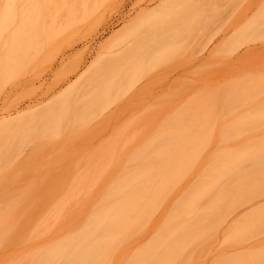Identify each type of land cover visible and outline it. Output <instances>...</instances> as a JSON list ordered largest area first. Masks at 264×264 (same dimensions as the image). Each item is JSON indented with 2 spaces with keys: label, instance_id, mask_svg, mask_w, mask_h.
<instances>
[{
  "label": "rangeland",
  "instance_id": "obj_1",
  "mask_svg": "<svg viewBox=\"0 0 264 264\" xmlns=\"http://www.w3.org/2000/svg\"><path fill=\"white\" fill-rule=\"evenodd\" d=\"M59 1L49 0L46 5L50 12ZM76 6L68 33L60 38L44 33L51 18L43 15L42 4L0 0V231L1 226L7 228L17 222L20 231L27 233L44 217L45 208L63 206L65 200L70 202V196L71 207L79 206L75 207L80 211L77 217L81 213L86 216L94 208L90 206V191L95 188L92 185L90 190L88 186L90 175L101 178L97 177L95 189L110 183L111 176L120 170L119 164L124 166L125 157L131 156L154 129L189 131L185 135L192 143L185 153L193 157L192 162L183 165L184 173L178 170L182 174L177 176L178 181L175 179L177 182L173 181V187H168L169 191L165 189L166 197L163 190L164 201L158 199L161 204L154 205L157 208L153 207L152 217H148L151 218L140 233H126L127 239L131 232L137 235L131 240L130 237L122 250H115L118 256L113 255L118 259L111 257L110 262L106 260L108 256L102 258L105 264H125L131 262L136 248L151 241L156 230L158 237L162 221L178 206L176 201L188 196L186 190L196 186L206 161L220 153L222 146L231 149L239 141L264 139V0H82ZM28 7L34 11L37 34L28 42L25 31L18 33L16 54L11 59V34L16 27L27 30ZM8 14H12L11 20L6 21ZM119 41L124 43L123 49L116 46L113 52H107ZM109 59L113 60L112 70L117 67L118 72L109 80L105 102L100 97L95 104L79 108L80 113L77 107L74 112L68 105L69 121L58 120V128L60 104L66 98L73 102L99 61ZM46 116L55 118L51 120L55 122L53 126L46 122ZM29 120L41 126L40 131L33 125L40 134L46 128L40 139L33 137L36 132L24 133L33 127L25 129L31 124H26ZM19 125L24 130L18 129ZM54 125L60 129L58 134L55 129L53 134ZM234 127L240 134L230 131V137L223 136L225 130ZM136 162L126 165L133 170ZM103 175L109 178L104 176V180ZM262 188L264 185L258 190ZM251 189L246 199L243 193L244 199L221 213L220 221L203 225V241L192 242L184 251V264H222L225 260L247 258L251 261L264 252V191L256 193L257 188ZM73 191L74 197H67ZM201 199L198 207L207 204ZM68 202L61 208L70 211ZM135 226L133 229L138 228ZM8 231V237L3 235L6 239L13 233ZM48 234H43L45 239L50 238ZM11 237L15 242L10 238L13 242H1L4 247L0 250V264H18L17 259L26 253L27 244ZM23 259L27 260L26 256Z\"/></svg>",
  "mask_w": 264,
  "mask_h": 264
},
{
  "label": "bare ground",
  "instance_id": "obj_2",
  "mask_svg": "<svg viewBox=\"0 0 264 264\" xmlns=\"http://www.w3.org/2000/svg\"><path fill=\"white\" fill-rule=\"evenodd\" d=\"M31 1L33 5L42 4L43 15L46 18H51L49 26L45 25L44 27V33H47L48 37H51L53 34V37L55 35L57 37L61 36L60 38H64L68 33L71 21L76 14V5H78V3L82 0H57L59 3L54 7L53 12H50L46 5L49 0ZM4 11L8 13L9 9H3V12ZM25 14V26L27 25V30H24L23 27H16V29L11 34L13 37L8 44V50L11 55V59H13L16 54L17 48L15 47V42L17 40L18 33L25 31L28 42L33 41V38L37 34L34 24L35 14L32 7H28ZM8 15L9 16L6 15L5 18L6 21L11 20L10 15L12 14ZM69 46L71 49L72 45H67V47ZM116 46H118L117 48L121 50L124 48V43L122 41L117 42L111 46L107 52H113L114 47ZM112 61V59L103 61L100 60L94 72L87 76V78L82 82L79 91L73 99V102L70 100V98H66L65 101H63L64 104H60L59 108L62 105V108H60V110L58 109L60 111V116L58 114L59 117L57 116V121L54 120L58 124L56 125L57 127H60L59 121L62 122V119H64L63 122H67V120L69 121V116H66L69 115L66 111L69 110L67 107L68 105L73 109V111L77 107V113H80V109L82 107L85 108L88 103L95 104V102H97L98 98L100 97H104L102 102H105L108 90L110 88L109 80L111 77L116 76L118 72L117 67L115 70H112ZM76 71L77 68L74 70V73H76ZM63 105L66 106V108H63ZM76 110L74 112H76ZM83 112L84 111H82L81 114ZM46 117V122L55 124V122H52L55 118L48 119L49 116ZM65 117L67 118L65 119ZM33 120H29V122L26 123L28 125L31 123L29 126H24L25 123L23 124V126L26 127V130L28 129L27 127H30L31 125L33 126L34 124L39 127V130L41 129V126L36 124L37 122L34 123ZM177 123H180V120ZM51 124L50 126H53V124ZM34 126L30 127L31 130L28 129V131H25L23 129L24 127L20 128L22 127L20 125L17 128L24 130V133L29 131L30 133L32 132V134L27 133L28 135H35L36 132V135L33 137H37L36 140H38V138H41V135L43 136V132L46 128L43 127V132L40 134L41 132H37L38 128ZM166 127L170 128L169 126ZM181 127L183 126L181 125ZM58 128H53L54 133L52 130H50L52 131L51 133L55 134ZM183 128L187 129L185 127ZM161 130H163V128H161ZM161 130L160 128L156 129V131L154 129L155 132L152 130L153 132H150L151 135H149V133V136H146L148 138H145L144 142L141 141L143 143H141L139 145L140 147L136 149L137 152L135 150L134 153H130L131 156L127 155V157H125L127 159L129 158V162L126 159L124 166H121L120 164L118 166V169L123 171L118 170V173L116 171L115 175L114 173L112 174L114 176H111L110 173H108L111 177H113L112 181L110 179L111 182H103L102 180H98V182L101 181L100 183L110 182L105 184H109L108 186L105 187L104 184H100V186H102H97V189H95L97 185V177L99 175H90L88 178V186L91 188L90 190H96L95 192L94 190L90 191L91 193L93 192L90 198H94L95 203L92 199L91 200L93 202L90 200V206L93 205L94 208L89 210L90 212L87 210L89 213L86 211L88 213L86 216L82 215L83 213H81L79 215L82 216H80L81 218L78 219L79 215L77 217V214L78 212L80 213V211H76L75 207L77 208L79 206L71 207L73 200L70 195L74 197V191L73 193L68 192L66 195L68 197L69 194L70 202L65 200V204H63V206H67L66 202H68V207L70 206L71 210L68 211L69 208L66 210L67 207L65 209L61 208L63 207L61 204L57 205L58 207L54 206L51 208H45V215H43L44 217L38 223L33 224L31 230L27 231V233L23 231L22 233L20 231L19 227H21V225L17 222H13L10 226H6L7 228L11 227L8 229L4 226H1L0 244L2 247H0V250L4 247V242H1L7 240L9 242L6 241V243H11L14 241V239H12L13 237L11 236H14L16 240L19 241V239H22L21 243L24 241L27 244V249L25 250L26 253L24 252L23 255H25H22L23 258L26 256L27 260L19 257V259H17L19 262L18 264H23L22 259L25 261L24 264H105L107 261L105 262L102 260V258L107 256L108 258L105 259L110 260L111 262L113 259L111 260L109 258H116L118 256L115 250H119L124 246V244L128 245L126 243L133 239L132 237H135L137 233L139 234L141 229L145 227V223H147L152 217L151 213H153V210H155L161 204V202L164 201L165 198L162 199V197H166L165 195L168 193L170 187H173V184L178 181L177 176L184 173L183 170H186L183 165L187 166L190 162H192L190 160H193L192 156L191 158L185 153V148L192 143V141H188L189 138L186 137L187 135H185L187 132L189 133V131L186 132L184 130L185 132L181 133L178 131L176 133L177 130H175V132L170 131L167 128H165L164 131ZM58 131L56 132L57 134ZM230 131H236V134H240L238 127H234L233 130L227 129L225 132L223 131V136L230 137ZM169 137H171L173 141L168 139ZM222 147L224 148H222L223 150L220 148L219 152L222 150L220 153L215 154L216 156H211L209 158L210 161H206L207 164L208 162L209 164H205V166H207V169L205 168V171L203 172L205 174L202 173V175L198 176L196 186L192 187V189L189 188V190H186L185 195L187 194L188 198L186 196L185 197L187 200L185 197H183L182 200L178 199L176 201L179 204L177 207L174 205L175 208L172 209L173 212L170 211V214H167L168 216L163 220L164 222L162 221L163 224L160 227L158 237H155L157 235L156 230V235H152L153 238L151 237V241L148 240L146 242V244L149 242L147 246L146 244L144 245L146 248H144V246L136 248L137 250L135 249L131 254V262L128 259L129 263L126 262L127 264H175L177 259H180L179 262H182H178L177 264H184V261L182 260L184 259L182 257L186 255L184 251H186V249L191 246L192 242L195 243L199 240L203 241L202 239L206 234L204 232L205 230L203 229V225H205V223L207 224V222L214 223L220 221L223 212L229 210L232 207L231 205L235 206L239 200L244 199L245 197L247 198L248 192H250L248 189L250 190L251 187V191L257 188L256 193H261L264 191V188H262V191L258 190L260 185H264V139L251 142L239 141L236 142L234 147L231 149H226L227 147L225 148V146ZM181 159L185 160L182 161ZM132 160L135 162L137 161L132 167L133 170L128 168L126 165V163H130ZM176 160L179 162V166ZM185 161L189 162L185 164ZM110 165L111 164H109V166ZM178 167L179 169H177ZM178 170H180L179 172H183L179 173ZM206 170L208 171L207 173ZM176 173L178 174L176 175ZM105 175H103V178ZM91 176H93V179H95L96 176V183L93 181ZM108 176L105 177L109 178L110 176ZM175 179L177 181H175ZM260 179H263L262 184ZM173 181L175 182L173 183ZM258 181H260V183ZM257 182L259 183L258 187ZM170 183L173 184L171 185ZM92 185L95 188L92 189ZM242 195H244V198ZM67 197L66 199L68 200ZM207 197H211V199L206 202V199H208ZM83 198L86 199V196ZM160 198L162 201H160ZM200 198H202L201 200H205V203L207 204L198 207ZM158 199L160 200L158 201ZM85 204L87 203L85 202ZM155 204H157V207L154 206ZM150 210H152V212ZM67 211L69 214L66 213L67 215H65L64 213ZM81 212L83 211L81 210ZM84 214L86 213L84 212ZM64 216L65 218L68 216L69 220H65ZM149 216L151 217L148 218ZM75 217L76 222L80 219H83L78 222L79 225L75 223ZM140 219H143L144 222H142V220L139 221ZM80 222H82V224H80ZM199 222H202L203 224ZM136 224L138 228L133 229ZM160 224L161 222L159 225ZM63 225L68 226V228L67 226L64 228L66 231L62 229V227H65ZM69 226L71 227L69 228ZM134 228H136V226ZM13 229L16 230L15 233L13 232ZM11 230L14 234L11 233L12 235L9 236V238L13 241H11L9 238L6 239L3 237V235L8 237L6 235H10V233H7V231L11 232ZM131 230H135L134 232L137 233L131 232V235L129 234L130 236H127L129 238L131 237L129 240V238H126V235ZM3 232L4 234H2ZM46 233H49L48 235L51 233L50 238H44L43 234ZM202 233H204L203 238ZM113 254H116L117 256H114ZM123 256H125L127 260L128 257H126V254H123ZM258 256L251 258V261L248 258L242 260L236 259V261L225 260L222 264H264V252L260 253ZM174 259L176 260L174 261ZM171 261L173 263H171ZM110 262L107 264H111Z\"/></svg>",
  "mask_w": 264,
  "mask_h": 264
}]
</instances>
